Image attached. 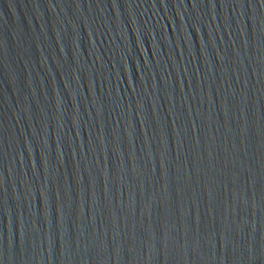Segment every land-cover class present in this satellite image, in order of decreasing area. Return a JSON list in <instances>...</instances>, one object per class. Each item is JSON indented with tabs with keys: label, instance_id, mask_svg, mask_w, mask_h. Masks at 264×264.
I'll list each match as a JSON object with an SVG mask.
<instances>
[{
	"label": "water",
	"instance_id": "1",
	"mask_svg": "<svg viewBox=\"0 0 264 264\" xmlns=\"http://www.w3.org/2000/svg\"><path fill=\"white\" fill-rule=\"evenodd\" d=\"M0 264H264V0H0Z\"/></svg>",
	"mask_w": 264,
	"mask_h": 264
}]
</instances>
